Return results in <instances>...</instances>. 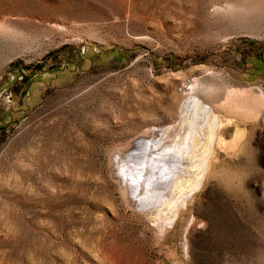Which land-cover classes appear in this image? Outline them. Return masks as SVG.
<instances>
[{
	"label": "rangeland",
	"instance_id": "rangeland-1",
	"mask_svg": "<svg viewBox=\"0 0 264 264\" xmlns=\"http://www.w3.org/2000/svg\"><path fill=\"white\" fill-rule=\"evenodd\" d=\"M236 1L0 0V264H264V104L219 111L170 227L115 174L180 126L189 82L214 106L264 92V14L219 11Z\"/></svg>",
	"mask_w": 264,
	"mask_h": 264
},
{
	"label": "bare ground",
	"instance_id": "bare-ground-1",
	"mask_svg": "<svg viewBox=\"0 0 264 264\" xmlns=\"http://www.w3.org/2000/svg\"><path fill=\"white\" fill-rule=\"evenodd\" d=\"M219 11L228 17L245 19L251 14H264V5L239 0L229 2ZM188 89L192 95L186 98L180 126L172 133L162 128L150 131L136 141L132 154L126 159L118 156L115 162L118 181L141 201L149 214L176 207L163 227L172 225L179 207L200 187L214 162L215 150L223 142L221 129L232 122L219 111L244 115L249 105L264 104V92L258 88L252 98L228 91L219 106L198 96L211 91L212 86L206 81L195 79L188 83ZM161 181L164 182L158 184Z\"/></svg>",
	"mask_w": 264,
	"mask_h": 264
}]
</instances>
